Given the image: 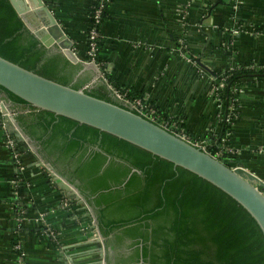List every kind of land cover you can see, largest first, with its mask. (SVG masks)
<instances>
[{
    "label": "crops",
    "instance_id": "crops-1",
    "mask_svg": "<svg viewBox=\"0 0 264 264\" xmlns=\"http://www.w3.org/2000/svg\"><path fill=\"white\" fill-rule=\"evenodd\" d=\"M235 1L112 0L99 26L103 43L97 58L102 71L112 85L146 97L162 117L181 119L191 137L209 145L220 127L211 94L214 74L237 63L264 66V0H238L234 7ZM45 2L73 49L84 55L92 0ZM237 26L242 30L235 35ZM178 37L184 39L197 65L185 62L177 53ZM83 64L81 68L90 74L88 87L103 81L94 64ZM0 98L14 116V104L4 93ZM238 99L239 116L228 130L233 166L241 163L264 180V81L245 82ZM17 127L29 137V149L16 139ZM7 137L24 152L21 173L5 144ZM37 147L16 118L15 123L12 119L7 123L0 112V264L16 263L12 242L21 226L24 230L18 235L26 264H102L103 238L99 240L94 220H87L94 218L93 208L49 182L45 167L38 163L42 159L35 154ZM19 175L24 186L16 197L14 181ZM64 199H74L76 205L65 208L61 205ZM41 215L57 231V246L44 231L36 230L44 226L35 221Z\"/></svg>",
    "mask_w": 264,
    "mask_h": 264
},
{
    "label": "trees",
    "instance_id": "trees-1",
    "mask_svg": "<svg viewBox=\"0 0 264 264\" xmlns=\"http://www.w3.org/2000/svg\"><path fill=\"white\" fill-rule=\"evenodd\" d=\"M111 3H104L102 20ZM91 14L89 8L87 26L93 25ZM102 43L100 38L97 52ZM214 77L225 78V89L217 138L208 145L212 153L219 147V134L231 130L226 120L231 115L229 105L234 97L236 108L239 103L233 87L264 81V67L237 63ZM88 80L80 88H89ZM6 99L14 104L16 120L37 142L35 154L74 184L93 208L95 217L87 220L97 222L106 264L112 255L121 257L117 264H264V241L252 219L209 182L97 128ZM16 148L22 153L17 144ZM232 162L224 160L228 166ZM71 202L76 204L74 199ZM23 227L17 229L12 245L20 241Z\"/></svg>",
    "mask_w": 264,
    "mask_h": 264
},
{
    "label": "water",
    "instance_id": "water-1",
    "mask_svg": "<svg viewBox=\"0 0 264 264\" xmlns=\"http://www.w3.org/2000/svg\"><path fill=\"white\" fill-rule=\"evenodd\" d=\"M9 1L0 0V89L7 98L97 128L195 174L235 201L264 241V180L243 164L228 166L140 112L124 107L103 81H95L86 90L80 88L90 74L74 64L84 65V58L73 49L45 0ZM0 112L7 123L11 119L15 123L1 98ZM17 128L16 139L29 149V137ZM38 163L50 173L55 187L85 201L79 189L49 162ZM101 250L102 264H106Z\"/></svg>",
    "mask_w": 264,
    "mask_h": 264
},
{
    "label": "built area",
    "instance_id": "built-area-1",
    "mask_svg": "<svg viewBox=\"0 0 264 264\" xmlns=\"http://www.w3.org/2000/svg\"><path fill=\"white\" fill-rule=\"evenodd\" d=\"M108 1L109 0H92L90 8H92L91 17L93 19V25L87 26L85 30V37L87 44H86V53H85L86 58H84L83 61L87 63H92L98 68L99 77L108 85L111 91L118 98L121 99L124 107L140 112L141 114H143L145 117L152 120L156 124L166 128L167 130L171 131L172 133L184 139L185 141L197 147H200L204 151L208 152L215 158L222 160L223 162L224 160H228V158L231 159L232 156L234 155V151L232 150V147L228 144V137H229L228 130H226L225 133L220 136L219 147L212 153L208 151V143L206 140L193 138L185 131L184 127H180V124L182 123L181 119L162 117L157 111V109L147 101L146 97L142 95L131 94V92L128 89L118 88L110 83L108 77L105 75L104 71H102L101 63L97 58V53H98L97 41L100 40V38H102L99 31V26L102 22L101 13L104 3ZM237 4H238V0L235 1V5L233 6L236 7ZM182 11L185 13V9H182ZM184 13H183V17L185 15ZM241 30H242L241 26H237L233 30V34L237 35L241 32ZM176 51L180 55V57L184 59L185 62L191 65H197V60L188 52L186 43L182 37H178L177 39ZM224 80L225 78H221L217 80V78L213 77L212 86H211V94L213 96V99L216 101L219 110L216 113V118L218 121L222 119V108H223L222 94L224 93V89H225ZM239 91H240V87L237 86L233 87L232 89V92L236 93V95H238ZM234 100H236V97L232 99V101ZM232 101L229 105V112L231 113V115L226 118V120L231 124L234 120L238 118L237 115L235 114L236 112H238V108L234 106ZM5 144L10 149L14 161L18 165V171L21 173L23 169L22 153L19 150H17L16 143L14 139H12L11 137L6 138ZM48 179L50 183H53V179L50 173L48 174ZM23 186H24V179L22 175H19L14 181V194L17 195L16 197H19L18 191ZM61 205L65 208H70L72 205H76V204H72L71 200L64 199L62 200ZM18 219L22 220L21 217ZM35 221L39 222L40 224L42 222L44 224V230H43L44 233L47 234L53 242L55 243L58 242L59 237L57 231L44 223V216L41 215L40 217L36 218ZM13 248L16 251H18L17 252L18 263L26 264V262L24 261V251H23L22 242L17 241L13 245Z\"/></svg>",
    "mask_w": 264,
    "mask_h": 264
},
{
    "label": "flooded vegetation",
    "instance_id": "flooded-vegetation-1",
    "mask_svg": "<svg viewBox=\"0 0 264 264\" xmlns=\"http://www.w3.org/2000/svg\"><path fill=\"white\" fill-rule=\"evenodd\" d=\"M119 259H121L120 256H115V255L110 256V258H109L110 264H117V261Z\"/></svg>",
    "mask_w": 264,
    "mask_h": 264
},
{
    "label": "rangeland",
    "instance_id": "rangeland-1",
    "mask_svg": "<svg viewBox=\"0 0 264 264\" xmlns=\"http://www.w3.org/2000/svg\"><path fill=\"white\" fill-rule=\"evenodd\" d=\"M233 163H234V162H232V165H234ZM96 231H97V229H96ZM97 232H98V231H97ZM98 234H99V233H98ZM98 238H99V235H98ZM99 240H100V239H99Z\"/></svg>",
    "mask_w": 264,
    "mask_h": 264
}]
</instances>
